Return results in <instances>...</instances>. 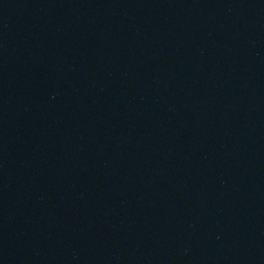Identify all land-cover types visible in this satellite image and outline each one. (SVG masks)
Instances as JSON below:
<instances>
[{"label": "water", "instance_id": "obj_1", "mask_svg": "<svg viewBox=\"0 0 264 264\" xmlns=\"http://www.w3.org/2000/svg\"><path fill=\"white\" fill-rule=\"evenodd\" d=\"M0 264H264V0H0Z\"/></svg>", "mask_w": 264, "mask_h": 264}]
</instances>
